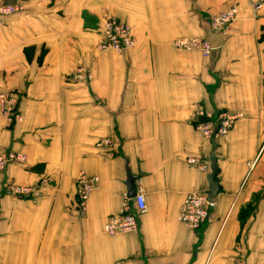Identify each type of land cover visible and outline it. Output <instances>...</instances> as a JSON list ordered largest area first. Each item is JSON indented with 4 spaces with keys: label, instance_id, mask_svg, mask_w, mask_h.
<instances>
[{
    "label": "crops",
    "instance_id": "1",
    "mask_svg": "<svg viewBox=\"0 0 264 264\" xmlns=\"http://www.w3.org/2000/svg\"><path fill=\"white\" fill-rule=\"evenodd\" d=\"M0 4L22 7L0 17V92L17 95L21 115L0 117V154L25 158L0 172V264H264V0ZM231 8L237 19L209 56L173 48L205 39L204 24ZM111 18L135 39L121 54L96 48ZM199 110L241 117L207 140ZM212 154L219 192L192 231L177 217L186 194L207 197ZM79 174L98 179L85 211ZM127 174L146 212L136 231L109 237L104 224L133 194Z\"/></svg>",
    "mask_w": 264,
    "mask_h": 264
},
{
    "label": "built area",
    "instance_id": "2",
    "mask_svg": "<svg viewBox=\"0 0 264 264\" xmlns=\"http://www.w3.org/2000/svg\"><path fill=\"white\" fill-rule=\"evenodd\" d=\"M20 5L0 4V17H10L20 12ZM237 19V11L231 8L210 19L209 26L216 33L226 32L229 26ZM135 39L131 34L128 25L115 19L105 21L102 31L96 44L100 52L112 51L121 54L127 49L133 48ZM173 48L183 52H199L207 57L213 51L210 43L205 39H182L173 42ZM18 97L12 93L0 92V117L4 118L9 125L17 124L21 121V115L17 111ZM194 129L204 139L213 140L217 137L225 136L233 128L236 121L241 117L239 114L220 112L217 118L210 120L208 114L199 110L195 113ZM25 162L22 155L14 153L0 154V172H3L12 164L21 165ZM199 169L205 167L196 159L187 161ZM98 179L79 174L76 178V203L79 211H85L86 202L90 194L97 188ZM10 192L17 197L38 196L37 191L25 187L9 185ZM213 208V202H208L205 194L188 193L184 196L177 221L185 228L196 231L200 229L209 218V210ZM146 212L143 193L139 190L133 198L125 196L121 200L117 215L110 218L103 226V233L109 237H116L125 233L137 230L138 216Z\"/></svg>",
    "mask_w": 264,
    "mask_h": 264
},
{
    "label": "water",
    "instance_id": "3",
    "mask_svg": "<svg viewBox=\"0 0 264 264\" xmlns=\"http://www.w3.org/2000/svg\"><path fill=\"white\" fill-rule=\"evenodd\" d=\"M203 30L205 32V40L208 41L211 45V47L214 49L216 47L219 46L220 41H221V34L219 33H214L210 26L208 24H204ZM211 174L208 177V182H209V192L207 194V200L208 202H213L214 197L218 194L219 190H218V185L217 183L214 181L215 176L218 174V170L216 167V160L214 155H211ZM127 185L129 186V188L133 191V188L131 187L132 182H133V178L127 174ZM129 197H133L135 196V192L133 191L132 196L128 195Z\"/></svg>",
    "mask_w": 264,
    "mask_h": 264
}]
</instances>
